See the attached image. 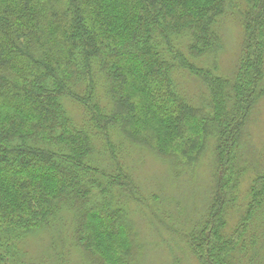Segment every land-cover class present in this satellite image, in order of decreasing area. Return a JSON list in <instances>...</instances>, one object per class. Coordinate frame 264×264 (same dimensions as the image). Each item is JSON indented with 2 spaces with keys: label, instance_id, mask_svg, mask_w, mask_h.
<instances>
[{
  "label": "trees",
  "instance_id": "1",
  "mask_svg": "<svg viewBox=\"0 0 264 264\" xmlns=\"http://www.w3.org/2000/svg\"><path fill=\"white\" fill-rule=\"evenodd\" d=\"M230 17L242 36L226 74ZM183 77L200 84L197 98ZM263 94L264 0H0V264H37L24 242L41 233L55 256L38 264H64L71 248L88 264H137L125 202L145 200L125 145L177 177L210 150L208 208L182 236L202 264L250 263L264 174L237 225L229 215Z\"/></svg>",
  "mask_w": 264,
  "mask_h": 264
},
{
  "label": "rangeland",
  "instance_id": "2",
  "mask_svg": "<svg viewBox=\"0 0 264 264\" xmlns=\"http://www.w3.org/2000/svg\"><path fill=\"white\" fill-rule=\"evenodd\" d=\"M236 21L235 17H230L222 26L226 43L221 53V66L226 74L232 72L241 48L242 31ZM183 78L182 84L186 91L197 98L202 89L199 87L200 84L190 78ZM125 146L127 150L119 157L129 169L139 193L145 200V203L133 200L125 202L137 232V244L138 242L141 244L137 264H202L182 234L193 227L191 222L204 216L207 211L212 183V152L209 150L202 158L193 176L190 171L192 169L187 168L180 177H177L155 153ZM241 152V165L243 164L246 169L236 194V205L240 204V207L230 211V227L240 221L242 206L247 203L253 180L259 174H264V94L259 99L247 126V135ZM249 229L247 232L249 236L257 233L259 243L256 242L252 249L257 257L250 263L249 257L241 258L239 264H264V207L252 219ZM70 237L71 234L67 232V238ZM50 240L49 233L28 237L24 242L26 262L34 260L38 264V260L48 261V256L52 257L54 253L49 246ZM65 262L64 264H88L81 254L72 248Z\"/></svg>",
  "mask_w": 264,
  "mask_h": 264
}]
</instances>
